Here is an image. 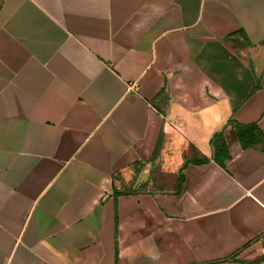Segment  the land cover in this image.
Returning <instances> with one entry per match:
<instances>
[{
  "label": "crops",
  "instance_id": "0c3cea01",
  "mask_svg": "<svg viewBox=\"0 0 264 264\" xmlns=\"http://www.w3.org/2000/svg\"><path fill=\"white\" fill-rule=\"evenodd\" d=\"M264 0H0V264H264Z\"/></svg>",
  "mask_w": 264,
  "mask_h": 264
},
{
  "label": "trees",
  "instance_id": "16d2710c",
  "mask_svg": "<svg viewBox=\"0 0 264 264\" xmlns=\"http://www.w3.org/2000/svg\"><path fill=\"white\" fill-rule=\"evenodd\" d=\"M238 138L243 148L254 147L259 142H264V134L257 126H237Z\"/></svg>",
  "mask_w": 264,
  "mask_h": 264
}]
</instances>
